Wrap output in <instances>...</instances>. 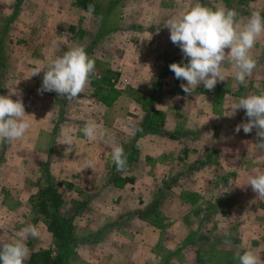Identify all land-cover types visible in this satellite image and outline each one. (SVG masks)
I'll return each mask as SVG.
<instances>
[{
  "label": "rangeland",
  "instance_id": "1",
  "mask_svg": "<svg viewBox=\"0 0 264 264\" xmlns=\"http://www.w3.org/2000/svg\"><path fill=\"white\" fill-rule=\"evenodd\" d=\"M196 3L234 9L241 24L264 15V0H0V95L18 92L30 123L0 143V244L32 224L40 235L27 239L28 256L58 254L35 203L53 182L72 219L69 264H239L246 250L264 261V198L248 185L264 173V146L255 128L235 131L244 110L229 116L264 90V33L244 84L225 62V81L187 94L169 65L188 61L165 22ZM79 46L95 61L85 90L39 94L43 72L33 68ZM87 123L99 125L96 140L83 135ZM116 145L127 156L119 172Z\"/></svg>",
  "mask_w": 264,
  "mask_h": 264
},
{
  "label": "clouds",
  "instance_id": "2",
  "mask_svg": "<svg viewBox=\"0 0 264 264\" xmlns=\"http://www.w3.org/2000/svg\"><path fill=\"white\" fill-rule=\"evenodd\" d=\"M89 10H92V6H89ZM238 17L239 13L234 9H213L196 3L188 11L165 22V27L170 31L171 42L180 48L188 61L183 65H169L176 79L187 82L180 85L185 93L192 94L201 84L212 91L218 82L225 81V62L231 65L234 78L240 84H244L246 78L252 75L256 60L250 52L264 33V15L260 11H253L243 24ZM226 49L229 51L226 52ZM94 69L95 61L89 57L84 47L79 46L52 59L43 68H33L31 76L43 72L39 94L54 91L71 100L85 90ZM12 95L19 93L12 91L9 95H0V143L21 139L30 128L29 121L25 119L27 114L22 99L13 100ZM240 109L244 110L248 119L247 122L238 124L235 131L239 133L243 129L248 134L255 128L260 139L259 145L264 146V90L241 97L232 105L229 116ZM81 131L89 140H96L99 125L87 123ZM99 135L103 138L105 133L101 132ZM72 142V136L65 134L62 143L71 146ZM110 147L116 170L123 171L127 166L123 147ZM88 167L92 168L91 164ZM248 185L259 197L264 198V173L250 176ZM39 235L38 228L32 224L20 229L15 240L0 244V264H24L29 254L27 239H36ZM235 259L239 264H264L252 250L237 253Z\"/></svg>",
  "mask_w": 264,
  "mask_h": 264
},
{
  "label": "trees",
  "instance_id": "3",
  "mask_svg": "<svg viewBox=\"0 0 264 264\" xmlns=\"http://www.w3.org/2000/svg\"><path fill=\"white\" fill-rule=\"evenodd\" d=\"M110 73L113 72L108 68L104 72L102 77L103 80H109ZM55 186L53 182L45 184V187L42 185L35 203L37 204L38 212H40L45 219L48 230L53 235L59 252L57 255L53 256L51 251L44 249H39L38 251L34 250L24 261V264H69L71 261L74 252L70 246L72 241V225L70 222L72 219L60 212L59 206H61L62 199L59 198ZM156 205L157 203H154V208H152V206L151 211L155 209ZM151 208H148V210L150 211ZM141 214L142 218L146 217L144 211Z\"/></svg>",
  "mask_w": 264,
  "mask_h": 264
}]
</instances>
